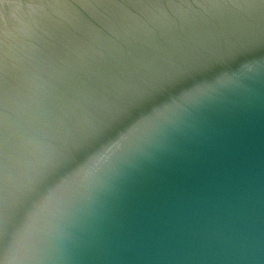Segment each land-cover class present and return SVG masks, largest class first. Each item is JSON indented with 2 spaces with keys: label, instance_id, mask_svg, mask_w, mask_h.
Here are the masks:
<instances>
[{
  "label": "water",
  "instance_id": "1",
  "mask_svg": "<svg viewBox=\"0 0 264 264\" xmlns=\"http://www.w3.org/2000/svg\"><path fill=\"white\" fill-rule=\"evenodd\" d=\"M0 264H264V0H0Z\"/></svg>",
  "mask_w": 264,
  "mask_h": 264
}]
</instances>
